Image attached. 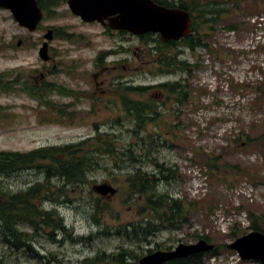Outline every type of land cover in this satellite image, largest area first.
Here are the masks:
<instances>
[{"label":"rangeland","instance_id":"374dc122","mask_svg":"<svg viewBox=\"0 0 264 264\" xmlns=\"http://www.w3.org/2000/svg\"><path fill=\"white\" fill-rule=\"evenodd\" d=\"M66 1L51 0L34 31L19 25L10 10L0 7V151L25 153L86 140L102 131L116 133L119 147L134 143L135 154H141L142 159L131 162L125 158L116 163L114 157L104 155L100 166L90 174L95 182L78 192L69 191L58 201H44L43 207H55L60 212L69 232L57 234L55 240L38 233L33 236L35 250L62 264H79L98 253L124 251L134 255L130 263L138 264L150 253L149 248L166 250L157 249V244L173 249L179 243H195L199 236L207 235L220 250L204 254V264H259L242 260L227 245L251 231L250 214L264 225L263 0H215L225 1L221 8L230 13L214 24L213 30L206 22L198 24L203 26L200 35H206L205 42L210 45L195 50L179 45L184 50L180 58L199 66L191 74L182 75L190 99L184 105L166 102L159 108V124H148L139 134L154 133L155 147L145 151L132 131L133 120L123 112L120 102L113 100L111 85L152 86L174 81L181 74L157 72L149 50L154 47L152 41L147 44V38L121 34L98 22L86 23L71 13ZM243 22L247 26H242ZM234 24L240 28H226ZM49 31L50 40L45 38ZM45 41L47 60L39 53ZM101 54L107 55L99 64ZM15 77L22 80L21 84L5 92L4 86ZM40 84L46 86L40 88ZM27 88L38 93L44 103L27 94ZM170 125L174 129H167ZM200 149L221 156L218 163L226 167L219 171L209 168L203 157L194 154ZM154 157L177 170V179L160 184L158 192L195 203L188 222L179 229H159L140 241L116 233L117 227L134 219L137 208L135 199L123 202L119 183L138 167L154 173ZM233 166L246 173L230 169ZM43 180L44 175L36 168L0 174V185L13 193ZM104 183L115 191L102 194L95 189ZM58 184L54 179L51 187L55 189ZM96 199L101 206L108 205L101 211V226L91 218ZM20 228L32 232L28 226ZM233 230L238 236L233 237ZM0 261L44 264L29 257L25 249L11 247L1 234Z\"/></svg>","mask_w":264,"mask_h":264},{"label":"trees","instance_id":"16d2710c","mask_svg":"<svg viewBox=\"0 0 264 264\" xmlns=\"http://www.w3.org/2000/svg\"><path fill=\"white\" fill-rule=\"evenodd\" d=\"M43 3L45 5L43 8H48L51 0H46ZM221 7H224V5L215 4V9L204 10V12L208 11L211 14V17L204 16L203 22L208 23L209 30H213V25L218 24L221 18L230 13L228 9ZM198 24H194V34L188 38L169 43L157 40V43L161 44L158 46L159 49L149 47L150 55L152 54L151 61L158 67L157 72L161 75L180 73L181 76L178 79L152 86L123 85L120 83L111 85L114 90L113 100L119 101L123 112L133 120L134 128L132 131L141 141L140 148L143 151L147 147H149V150L155 147L154 133L147 132L143 136H139V134L142 133L148 124L155 122L159 124L162 114L159 108L166 105V102L177 105H184L189 102V86L182 75L184 73L191 74L192 70L199 66L182 60L179 50L174 51V49H179V45L191 50H195L198 47L205 48L210 45L205 42L207 36H204V34L200 35L201 27L203 26L199 27ZM241 25L247 26V23L243 22ZM226 28L234 31L239 29L240 25H229ZM121 34H125V32H121ZM146 38L148 39L147 44H150L149 40L152 41V38ZM106 55H99V64H102ZM21 82L22 80L19 77H15V79L4 86L5 92L17 89L18 87H15V85H19ZM1 84L3 83L0 80ZM45 86L46 84H43L40 88ZM27 89V94L37 99L40 103H44L38 93H34V90L30 91V88ZM58 111L63 113V109ZM2 112L3 108L0 107V114ZM118 120H121V117ZM167 129H174V125H170ZM170 132L173 134L172 131ZM118 140H120L119 136L114 132L96 131L94 137L69 144L42 147L25 153L0 151V174H10L25 168H36L44 175L42 182H38L28 189L16 193L10 192L0 185V234L4 237L5 242L16 250L25 249L29 257L39 259L44 264H62L60 260L56 262L54 258L49 259L46 255L35 250L33 246V236L38 233L42 232L44 236H49L52 240H55L57 234L69 232V228L60 212L55 207L46 209L42 206V203L44 201L50 203L58 201L61 197H65L69 191L78 192L91 182H95L90 174L100 166L101 158L104 155L114 157L116 163L124 162L125 158L131 162L141 161L142 158L140 156L142 155L138 156L135 154L134 143L119 147L116 145ZM149 153L147 152L146 155H149ZM194 154H197L198 157H203L202 160L207 163L209 168H215L219 171L225 166L218 163L221 156L204 153L202 149L197 150ZM146 155L144 154V156ZM151 162L155 169L154 173L143 171L141 167H138L124 175L123 181L119 183V186L123 189V202L131 203L135 199L137 208L134 219L117 227L115 229L116 233L130 236L140 241L155 235L159 229H179L181 225L188 222L189 214L192 212L195 203L194 201L190 202L174 198L168 192H158L160 184L177 179V170L173 166H166L164 163H160L155 157L151 158ZM116 166L120 167L119 164H116ZM238 168V166L230 167L232 170L236 169L238 172L246 173ZM251 176L253 180L257 179L254 178V175ZM54 179L59 182L57 186L54 185L55 189L51 187ZM106 208H108V205L101 206L100 200H95L91 218L99 226L102 225L101 211ZM249 218L251 220V224L248 227L249 230L264 232V225H261L257 218L252 214H250ZM21 226H28L32 232L22 231ZM104 231L107 230L105 229ZM232 235L233 237L238 236L234 230ZM199 238L211 242L210 237L207 235L199 236ZM156 248L169 250L172 246L157 244ZM219 250L220 248L217 245L212 253L217 254ZM152 251L154 249L149 248L147 250V252ZM203 256L204 254L188 256L165 264H204ZM132 258H135L133 254L124 251L109 255L98 253L95 257L86 258L79 264H101L104 262H108L106 264H137L129 262ZM0 264L4 263L0 261Z\"/></svg>","mask_w":264,"mask_h":264},{"label":"water","instance_id":"95a60500","mask_svg":"<svg viewBox=\"0 0 264 264\" xmlns=\"http://www.w3.org/2000/svg\"><path fill=\"white\" fill-rule=\"evenodd\" d=\"M72 13L85 22H100L103 26L130 34L157 33L163 41L178 40L191 31V18L180 9H170L152 0H68ZM0 7L11 11L17 23L34 31L43 18L37 0H0ZM45 38L52 39V31ZM48 42L40 48V56L47 60ZM95 189L104 194L115 190L108 184ZM235 250L242 260H255L264 264V233L251 231L227 245ZM215 245L205 239L195 243H179L172 250H157L141 257L139 264H164L174 259L209 252Z\"/></svg>","mask_w":264,"mask_h":264},{"label":"flooded vegetation","instance_id":"af4514ba","mask_svg":"<svg viewBox=\"0 0 264 264\" xmlns=\"http://www.w3.org/2000/svg\"><path fill=\"white\" fill-rule=\"evenodd\" d=\"M38 1V5L41 7L42 11H43V16H44V8L43 6V0H37ZM154 3L160 5V6H164L166 8H170V9H180L186 13L189 14L190 18H191V31L189 32V34L184 37V38H188L190 35L194 34V24L197 23H201L204 22V16H210L211 14L207 10L209 8H214L215 9V4L216 5H225V1H215V0H152ZM227 1V0H226ZM229 1H237V0H229ZM238 1H242V0H238ZM237 1V3H238ZM257 1V0H255ZM67 5H68V0L66 1ZM69 8V7H68ZM70 10V9H69ZM71 11V10H70ZM72 13V12H71ZM215 17V14H214ZM195 22V23H194ZM139 36L141 39L142 38H152L153 41V48L159 49L158 46H160L161 44H158V41H162L164 43H169L171 41H175L178 42L184 38L178 39V40H169V41H163L160 34H155V33H145V34H139L137 35ZM158 40V41H157ZM158 45V46H157ZM49 50H50V45H49ZM179 50L180 55L183 53L184 50L182 49H174V51ZM191 50V49H190Z\"/></svg>","mask_w":264,"mask_h":264}]
</instances>
